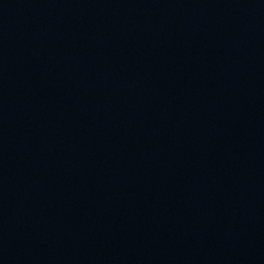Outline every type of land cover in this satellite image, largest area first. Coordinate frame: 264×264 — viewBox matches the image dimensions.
<instances>
[{
    "label": "water",
    "instance_id": "water-1",
    "mask_svg": "<svg viewBox=\"0 0 264 264\" xmlns=\"http://www.w3.org/2000/svg\"><path fill=\"white\" fill-rule=\"evenodd\" d=\"M0 264H264V0H0Z\"/></svg>",
    "mask_w": 264,
    "mask_h": 264
}]
</instances>
